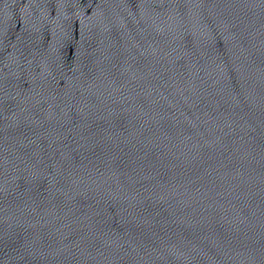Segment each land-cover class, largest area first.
<instances>
[{
	"label": "water",
	"instance_id": "obj_1",
	"mask_svg": "<svg viewBox=\"0 0 264 264\" xmlns=\"http://www.w3.org/2000/svg\"><path fill=\"white\" fill-rule=\"evenodd\" d=\"M0 264H264V0H0Z\"/></svg>",
	"mask_w": 264,
	"mask_h": 264
}]
</instances>
